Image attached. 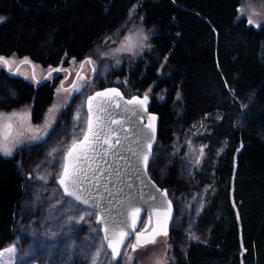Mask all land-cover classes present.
I'll list each match as a JSON object with an SVG mask.
<instances>
[{
  "label": "trees",
  "instance_id": "1",
  "mask_svg": "<svg viewBox=\"0 0 264 264\" xmlns=\"http://www.w3.org/2000/svg\"><path fill=\"white\" fill-rule=\"evenodd\" d=\"M240 2L0 0V56L19 61L0 69V107L33 100L35 117L59 84H52V76L24 73L25 57L45 74L62 68L54 76L63 77L66 60H84L128 12L135 9L152 31L151 52L128 74L139 95L150 86L155 95L164 94L163 101L151 98L160 116L161 149L174 153L183 140L179 132L203 120L196 141L205 163L193 176L207 190L195 223L199 238L181 242L171 229L172 264H264V26L256 29L238 18ZM30 78L39 80L37 86ZM5 87L17 93V101ZM149 174L153 178L150 168ZM179 175L173 163L160 186L179 196L188 185ZM23 178L15 158L0 155V250L15 239Z\"/></svg>",
  "mask_w": 264,
  "mask_h": 264
},
{
  "label": "rangeland",
  "instance_id": "2",
  "mask_svg": "<svg viewBox=\"0 0 264 264\" xmlns=\"http://www.w3.org/2000/svg\"><path fill=\"white\" fill-rule=\"evenodd\" d=\"M239 8H246L247 12L245 15L238 12V18L247 21L248 15L253 11L259 12L260 15H252V19L258 21L260 27L264 26V7L261 6V0H241ZM134 11L128 12L117 28L103 35L100 43L85 58L82 69L80 61L66 60L69 79L55 88L51 103L44 107L40 115L35 117L33 102L23 105L6 103L4 106L7 108L0 107V112L5 114L17 112L23 116V119L13 122L12 135L7 141L8 146L13 149L12 155L5 156L0 153L5 159L15 158L24 177L23 200L13 222L15 239L0 250L7 254V249H16L12 264H93L92 257L97 251L99 257L96 264H129V255L133 257L131 264H172L175 260L170 236L167 235L158 237L155 243L138 247L136 252H132L130 247L125 248L121 257L114 261L96 223V213L64 196L57 185L67 149L73 139L82 138L85 130L87 97L108 86L121 88L127 97L141 93L134 90L128 73L138 61L145 59V54L151 52L152 31L144 27L142 17ZM14 56L16 62L17 57ZM12 57L13 55L10 56ZM89 60L91 63L87 64L86 61ZM21 64L25 65L24 73L31 77L34 75L39 79L45 72L38 66ZM88 66L93 68L92 73ZM4 67L0 64V69ZM120 70H123L122 75L118 74ZM75 74V78H83L76 84L79 91L72 87ZM37 79L28 80L37 86ZM5 88L7 96L17 101V93L9 87ZM142 92L141 95L147 93L149 98L156 97L159 101L165 98L164 94L155 95L152 86ZM54 105L55 111L49 113L48 110ZM77 113L80 115L78 121L75 120ZM46 118L50 126L43 128L41 126L45 124ZM202 124L203 120L194 124L188 132H179L183 140H177L175 154L163 151L158 142L149 166L152 179L162 185L166 170L175 163L180 179L188 184L179 196L166 188L175 209L171 229L180 233L181 242L199 238L195 223L203 211L207 196L206 187L195 184L193 180L196 171L205 163L202 161L203 150L196 141L201 134L199 127ZM34 128L40 130L32 131ZM54 149L57 151L53 152Z\"/></svg>",
  "mask_w": 264,
  "mask_h": 264
},
{
  "label": "water",
  "instance_id": "3",
  "mask_svg": "<svg viewBox=\"0 0 264 264\" xmlns=\"http://www.w3.org/2000/svg\"><path fill=\"white\" fill-rule=\"evenodd\" d=\"M108 89H116L120 95L116 96L114 93H110L103 97H96L92 101L93 127L94 130L104 128L110 132L111 142L114 143L119 138L120 143L116 144L115 148H109L101 138L99 144L101 152L107 150L108 154L107 156L97 155L96 162L91 165V168L86 169L88 176L91 177L92 172L99 167L101 171L96 173L99 180H84L76 188H70L71 191L77 192L82 200H87V204L65 195L64 189L58 183V180L57 185L64 196L96 213V223L98 219L101 221L97 224L100 227L104 244L111 253V249L108 248L105 241V236L111 237V229L119 226L120 221H124L125 225L131 223L127 215L129 205L141 209L140 219L143 224H138L137 229L147 230L145 237L147 239H151L155 235L151 231L152 229L160 232L165 223L167 224L168 235L174 221L175 209L168 190L158 185L149 175V165L158 143L160 129V116L152 109V99L148 97L144 105L127 104L125 102L133 97L143 100L145 95L127 97L122 89L117 86L98 89L88 97L94 96L97 92H106ZM145 108L147 111H144ZM85 109L88 120L87 99ZM149 117H155V120L151 121V123H154L155 128L154 140L151 139L153 136L152 128L146 127L150 123ZM112 121L117 123H112ZM82 139L83 137L80 140ZM149 142H151L152 147L146 170L147 174L145 175L143 161L133 155V151L148 152L147 145ZM73 159L74 157H70L68 160L70 168ZM157 189H160V191L158 192ZM162 193H166V196ZM152 197H156V199H152ZM106 229H109V231H106ZM127 230L131 231L130 228ZM161 236L164 235H155V241ZM145 238H142L141 244H144ZM129 239L134 242V234ZM149 244L152 243L145 246ZM124 250L125 248L120 249L121 255Z\"/></svg>",
  "mask_w": 264,
  "mask_h": 264
},
{
  "label": "snow or ice",
  "instance_id": "4",
  "mask_svg": "<svg viewBox=\"0 0 264 264\" xmlns=\"http://www.w3.org/2000/svg\"><path fill=\"white\" fill-rule=\"evenodd\" d=\"M261 6L264 7V0H261ZM238 12H240L241 15H245L247 12L246 8H238ZM252 15H260L259 12L253 11L252 14L248 15L247 23L250 26L260 27V23L258 21H255L252 19ZM3 21V17H0V22ZM15 63V56L13 55L12 58H5L4 56H0V64H3L5 67L10 68L11 64ZM20 63H30L28 59L25 57L24 60L20 61ZM87 63H91V61H87ZM83 66V65H82ZM81 66V67H82ZM61 69L56 68L50 70V73L52 71H60ZM81 79H83L81 77ZM38 83V81H37ZM73 89L76 91H79V88L76 87L75 84H73ZM110 93H114L116 96H119L120 93L116 89H108L106 92H97L94 96H90L87 98L88 103V120L86 121V129L83 131V139H73L71 145L67 149L65 155H64V163L61 165L62 171L59 173L58 183L63 187L64 194L70 197H73L75 200L80 201L84 204H87V200H82L81 197L77 194V192L71 191L70 188H76L77 185H80L83 183L84 180L89 179H95L99 180V177L96 175L97 172L101 171V169L98 167L92 172V176L89 177L87 174L86 169L91 168V165L96 162L97 155H104L107 156L108 152L107 150H103L101 152V149L99 147L100 140L103 138V142L109 146V148H115L116 144L120 143L119 138L115 140V142L110 141V132L105 130L104 128H99L98 130H94L93 122H92V101L96 97H103ZM122 98V97H121ZM148 99L147 93L145 94L143 100L138 99L136 97H133L131 100L126 101L127 104H137V105H144ZM119 107V105H117ZM49 113H52L55 111V105L50 108ZM144 111H147L145 108ZM135 114V113H134ZM30 115V114H29ZM23 119L22 114L17 112H12L10 114H5L3 112H0V140L3 142L0 143V153H3L5 156L12 155L13 149L8 146L7 141L9 140V137L12 135L13 130V122L15 120ZM75 120H80V115L77 113L75 116ZM150 123L146 125V127L152 128L153 130V136L152 140L155 139V128L154 123H151V121L155 120V117H149ZM112 123H117L116 121H112ZM50 125L46 122L43 126V128H47ZM40 128H34L32 131H39ZM37 137H33V139H36ZM149 151L146 153H140L133 151V155L137 156L138 159H142L144 168H145V175L147 174V167L149 162V157L151 154V142L147 145ZM57 151L56 149L53 150V152ZM51 155V153H50ZM70 157H74L73 162L70 165L68 163V160ZM106 187V185H105ZM159 192L160 189H157ZM166 196V193H162ZM152 199H156V197H152ZM170 207V205H169ZM140 212L141 209L139 207L131 206L129 205L127 215L131 220V223L128 225H125L124 221L119 222V226L111 229L112 236H105V241L107 242V246L109 249H111V257L115 261L119 257H121V248H128L130 247L132 252H136L138 247L145 246L148 243H155V235L163 234L164 236H167V224L165 223L164 227L160 232H157L156 229H152L151 231L155 234L151 237V239H147L146 234L147 230H138L137 225L143 224V221L140 219ZM155 214V210H154ZM80 219H83V217H80ZM101 221L98 219L97 223H100ZM130 228L131 231H128L127 229ZM106 231H109V229H106ZM135 236V240H130L129 237L131 235ZM142 238L144 239V244H141ZM16 249L9 248L7 249V254L4 252H0V264H12L13 257L15 256ZM99 257V251L92 257L93 264H96V260ZM133 257L128 256L129 264H131ZM159 264V262H157Z\"/></svg>",
  "mask_w": 264,
  "mask_h": 264
},
{
  "label": "flooded vegetation",
  "instance_id": "5",
  "mask_svg": "<svg viewBox=\"0 0 264 264\" xmlns=\"http://www.w3.org/2000/svg\"><path fill=\"white\" fill-rule=\"evenodd\" d=\"M81 62V66L82 65H84V63H85V59L84 60H82V61H80ZM14 65V64H13ZM12 65V66H13ZM12 66H10V67H12ZM13 68V67H12ZM56 68H59V69H61L60 71H58V72H56V71H52L51 72V74H49L50 73V71H48L46 74L44 73L41 77H43V79H46L47 77V75L49 76V77H51L52 76V78H51V80H52V84L54 83H57V84H59V85H63L65 82H67L68 81V79H69V72H68V70L66 71V69H64L65 70V76H63V77H61V76H59V75H56V76H54L55 74L54 73H56V74H60V73H62L61 71H62V68H60V67H55L54 69H56ZM83 68V66L81 67V69ZM22 70L21 68H20V66L19 67H17V68H15L14 67V69H13V73H19L20 72V70ZM81 69H79V73L81 72ZM52 70V69H51ZM42 71V70H41ZM93 71V68L91 69V72ZM76 77V74L74 75V77H73V84L75 83V84H77V78H75ZM82 77V76H81ZM43 79L42 80H40V81H43ZM75 79V80H74ZM80 80H83V79H80ZM79 82V81H78ZM72 84V85H73Z\"/></svg>",
  "mask_w": 264,
  "mask_h": 264
},
{
  "label": "bare ground",
  "instance_id": "6",
  "mask_svg": "<svg viewBox=\"0 0 264 264\" xmlns=\"http://www.w3.org/2000/svg\"><path fill=\"white\" fill-rule=\"evenodd\" d=\"M97 44V43H96ZM95 46V45H94ZM94 46H92L93 47V49H94ZM92 49V50H93ZM87 53V52H86ZM90 53V52H89ZM147 53V52H146ZM150 53V52H149ZM148 53V54H149ZM88 54V53H87ZM86 55V54H85ZM85 55H82V56H85ZM67 56V55H66ZM87 56V55H86ZM71 58H73V57H71ZM75 58V57H74ZM77 58V57H76ZM142 59H144V58H142ZM148 61V60H147ZM146 60H145V62H147ZM142 62V61H141ZM145 62H144V65H145ZM143 63V62H142ZM149 64H151V63H149ZM149 64H146V65H148L149 66ZM146 65H145V67H146ZM131 66V65H130ZM126 69V71H127V67L125 68ZM134 69V68H133ZM119 72V71H118ZM133 72V71H132ZM128 73V72H127ZM127 73H126V75H127ZM130 73V72H129ZM112 74V73H111ZM122 75V74H121ZM128 76V75H127ZM130 76V75H129ZM115 77V76H114ZM121 77V76H120ZM117 78H118V76H117ZM124 78V77H123ZM120 79H122V78H120ZM125 81V80H124ZM159 81H161V80H159ZM156 84V83H155ZM36 85V84H35ZM137 86V85H136ZM161 86V85H160ZM39 88V87H38ZM53 89V88H52ZM160 90V89H159ZM162 90H164V89H162ZM36 91V90H35ZM35 93V92H34ZM52 94H53V92H52ZM51 94V95H52ZM31 97H32V95H31ZM52 97V96H51ZM51 100H52V98H51ZM31 101V100H30ZM31 102H33L34 103V101H31ZM45 104H47V102L45 103ZM49 104V103H48ZM85 112H86V109H85ZM86 118H87V113H86ZM87 121V120H86ZM85 129H86V127H85ZM82 137H83V135H82ZM163 149V148H162ZM164 150V149H163ZM175 154V153H174ZM59 188V187H58ZM90 230V229H89ZM172 232V231H171ZM13 245V244H12ZM174 249V248H173ZM174 252V251H173ZM174 254V253H173ZM176 256V255H175ZM178 257V256H177ZM176 258V257H175ZM176 261H177V259H176Z\"/></svg>",
  "mask_w": 264,
  "mask_h": 264
}]
</instances>
